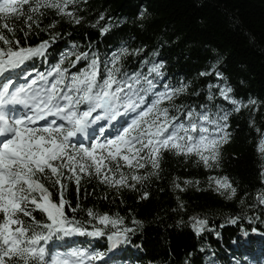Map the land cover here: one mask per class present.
<instances>
[{"label": "snow or ice", "instance_id": "obj_1", "mask_svg": "<svg viewBox=\"0 0 264 264\" xmlns=\"http://www.w3.org/2000/svg\"><path fill=\"white\" fill-rule=\"evenodd\" d=\"M78 2L0 0V264L103 262V251H58L50 243L74 236L105 237L109 252H114L131 244L142 222L133 219L127 224L119 214H101L79 202L73 206L64 195L67 182L75 184L78 197L85 177H94L117 190H137V185L150 177H159L166 152L186 160L195 156L207 170L218 168L221 147L231 138V114L256 103L238 99L223 73L210 67L200 73L214 75L216 80L208 84L204 102L186 104L181 97L201 94L190 93L186 83H165L163 62L145 59L142 66L130 69L127 58L139 56L143 49L130 51L126 46L103 58L88 50L76 51L78 46H73L47 70L29 68L34 58L47 61L48 49L59 33L51 36V43L45 40L34 47H22L20 40L11 38L17 31L16 22L23 20L27 36L33 26L40 27L37 17L44 16L46 9H54L68 22L80 24L83 17L68 10ZM146 11H141L138 19H144ZM104 19L102 14L99 20ZM109 31V27H103L101 35ZM224 102L231 107L226 109ZM258 150L264 152V138ZM148 167L151 171L139 174L140 169ZM125 168L129 169L127 173ZM45 182L58 188V202ZM192 183L184 181L186 185ZM208 184L227 200L237 197V188L227 176H209ZM175 187L185 190L179 183ZM147 198L144 192L141 199ZM255 199L264 206V193ZM239 202L243 204L244 200ZM34 213H41L43 219H37ZM77 213H86V219H79ZM254 219L262 217L228 218L229 224L239 225L240 238L233 240L234 244L252 234L264 236L258 228L244 227ZM189 221L197 237L205 232L219 236L207 218L194 216ZM250 264H264V255L259 260L251 258Z\"/></svg>", "mask_w": 264, "mask_h": 264}, {"label": "trees", "instance_id": "obj_2", "mask_svg": "<svg viewBox=\"0 0 264 264\" xmlns=\"http://www.w3.org/2000/svg\"><path fill=\"white\" fill-rule=\"evenodd\" d=\"M68 8L83 17L80 24L68 22L54 9L44 10L45 15L37 17L40 27L33 26L27 36L23 20L16 22L17 31L11 38L20 40L22 47H34L45 40L51 43V36L59 33L48 49L47 61L34 58L29 68L45 71L73 46H78L76 51L88 50L101 58L126 46L130 51L143 49L139 56L127 58L130 69L142 66L145 59L163 62L165 83H186L190 93L201 94L181 97L186 104L204 102L208 84L216 80L214 75L200 73L210 67L223 73L238 99L256 103L231 114V138L221 147L218 168L207 170L195 156L186 160L166 152L159 177H150L137 185V190H117L94 177H85L78 197L75 184L67 182L64 195L73 206L79 202L85 209L101 214H119L127 224L133 219L141 221L130 245L109 252L105 237L74 236L53 240L50 247L58 251H103L105 260L95 264H210L213 260L215 264H250L251 258L259 260L264 255V236L252 234L246 241L234 244L233 240L240 238L239 225L229 224L228 218L260 216L261 220L254 219L244 227H255L264 233V206L255 199L264 193V152L258 150L264 138V0H79ZM145 9L144 19H138ZM102 14L105 19L99 20ZM51 23L56 26L49 28ZM103 27L110 28L105 35H101ZM224 107L231 106L224 102ZM148 171L150 167L140 169L139 174ZM209 176L229 177L237 188V197L227 200L219 195L209 187ZM186 180L193 183L186 185ZM175 183L185 190L177 189ZM45 185L58 202V188L48 182ZM144 192L148 193L147 199H141ZM250 204L256 207L250 208ZM34 215L43 219L41 213ZM76 215L86 219V213ZM194 216L207 218L219 236L205 232L197 237L189 221Z\"/></svg>", "mask_w": 264, "mask_h": 264}, {"label": "rangeland", "instance_id": "obj_3", "mask_svg": "<svg viewBox=\"0 0 264 264\" xmlns=\"http://www.w3.org/2000/svg\"><path fill=\"white\" fill-rule=\"evenodd\" d=\"M72 5V4H71ZM68 10H71V8H68ZM70 238V237H69ZM108 242V241H107ZM109 243V242H108Z\"/></svg>", "mask_w": 264, "mask_h": 264}]
</instances>
